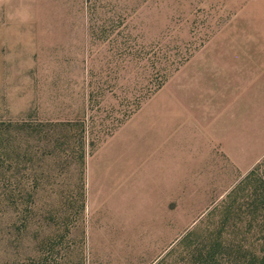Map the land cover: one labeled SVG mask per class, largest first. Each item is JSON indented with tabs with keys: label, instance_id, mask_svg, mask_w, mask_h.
Segmentation results:
<instances>
[{
	"label": "rangeland",
	"instance_id": "obj_1",
	"mask_svg": "<svg viewBox=\"0 0 264 264\" xmlns=\"http://www.w3.org/2000/svg\"><path fill=\"white\" fill-rule=\"evenodd\" d=\"M264 264V0L0 2V264Z\"/></svg>",
	"mask_w": 264,
	"mask_h": 264
},
{
	"label": "clouds",
	"instance_id": "obj_2",
	"mask_svg": "<svg viewBox=\"0 0 264 264\" xmlns=\"http://www.w3.org/2000/svg\"><path fill=\"white\" fill-rule=\"evenodd\" d=\"M0 2H3V0H0Z\"/></svg>",
	"mask_w": 264,
	"mask_h": 264
},
{
	"label": "trees",
	"instance_id": "obj_3",
	"mask_svg": "<svg viewBox=\"0 0 264 264\" xmlns=\"http://www.w3.org/2000/svg\"><path fill=\"white\" fill-rule=\"evenodd\" d=\"M202 264H204V262Z\"/></svg>",
	"mask_w": 264,
	"mask_h": 264
}]
</instances>
